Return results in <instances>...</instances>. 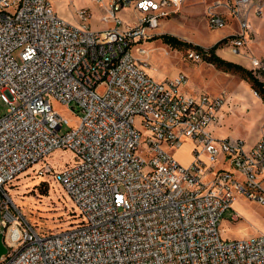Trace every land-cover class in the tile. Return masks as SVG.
<instances>
[{
  "label": "built area",
  "instance_id": "2783aa9c",
  "mask_svg": "<svg viewBox=\"0 0 264 264\" xmlns=\"http://www.w3.org/2000/svg\"><path fill=\"white\" fill-rule=\"evenodd\" d=\"M252 1L206 11L212 30L236 19L239 32L225 42L235 55L252 34ZM94 2L105 4L106 30L90 28L89 8L74 26L52 0H0V264H264V233L229 240L221 231L238 197L264 205V124L250 146L218 139L227 92L187 94L185 74L158 82L147 73L144 45L182 0ZM125 10L132 23L119 16ZM54 102L71 106L75 124ZM187 141L192 160L183 165L171 152ZM58 149L75 162L55 170L46 160ZM38 162L37 175H52L73 199L77 225L43 234L17 209L9 187Z\"/></svg>",
  "mask_w": 264,
  "mask_h": 264
},
{
  "label": "rangeland",
  "instance_id": "374dc122",
  "mask_svg": "<svg viewBox=\"0 0 264 264\" xmlns=\"http://www.w3.org/2000/svg\"><path fill=\"white\" fill-rule=\"evenodd\" d=\"M213 1L184 0L177 15L163 20L154 36L145 43L147 55L139 59L146 63L147 73L158 82L180 73L185 74L188 77V83L182 88L183 92L192 95L217 96L226 91L228 97L220 112L222 122L215 129L214 136L223 140L230 139V142L241 139L250 146L256 141L257 134L260 133L264 124V104L256 91L243 77L217 71L209 67V63L202 59L196 61L189 58L187 49H173L158 38L168 34L204 49L211 48V44L218 39L216 37L221 32L235 31L228 26L219 30L209 28L206 11ZM259 4L262 5V14L259 18H251L252 31H255L253 24L256 22L257 24L260 22L262 26L259 27L258 32H254L252 39L249 38L247 47L241 49L240 55L245 56V59L238 58L237 63L253 70L257 77L264 81V66L261 68L252 66V58L264 62V0H261ZM52 6L61 19L74 26H79L81 23L77 16L78 10L89 8L92 13L87 22L90 28L94 31L109 28V24L103 21V18L107 17L105 4L99 5L94 0H52ZM119 16L126 23H132L135 20L131 10H125ZM219 49L222 50V54H226L225 50L228 48L222 44ZM18 53L17 51L14 54L17 60H19ZM53 105L59 114L75 124L76 119L71 106H64L58 102H54ZM6 109L7 106L0 95V114H4ZM65 130L66 128L62 132ZM191 152V143L187 141L179 150L172 151L171 155L184 165L186 162H191ZM75 160L76 157L72 151L58 149L46 161L57 170L66 164L74 163ZM41 166L42 163L38 162L28 170L22 171L19 178L9 187V193L17 209L43 234L58 232L77 225L80 218L78 214H73L76 211L73 199L52 175L46 177L37 175V170ZM234 211L240 215L238 221L231 219ZM221 228L223 238L229 240L264 233V205L246 197H240L233 209L224 213Z\"/></svg>",
  "mask_w": 264,
  "mask_h": 264
},
{
  "label": "trees",
  "instance_id": "16d2710c",
  "mask_svg": "<svg viewBox=\"0 0 264 264\" xmlns=\"http://www.w3.org/2000/svg\"><path fill=\"white\" fill-rule=\"evenodd\" d=\"M158 38L173 49H187V54L190 52V50L196 51L204 62L212 64L219 71L243 77L250 84L252 89L256 91L264 104V81L260 80L253 70L247 69L238 63L228 61L217 54V50L220 48V46L222 44L225 46L226 39L219 41L209 49H204L201 46L181 41L173 35L164 34ZM75 213L78 214L77 211H75L73 214L75 215ZM78 218H80L81 221L79 214Z\"/></svg>",
  "mask_w": 264,
  "mask_h": 264
},
{
  "label": "crops",
  "instance_id": "0c3cea01",
  "mask_svg": "<svg viewBox=\"0 0 264 264\" xmlns=\"http://www.w3.org/2000/svg\"><path fill=\"white\" fill-rule=\"evenodd\" d=\"M206 1H210V0H205V2ZM216 1H220V0H214L213 2H211V3H214V2H216ZM183 2H184V0H182V5H183ZM261 2V0H253L252 1V5L248 8V10L247 11H249L250 10V12H249V20H250V23H251V25H252V21H251V18H259V16H257L256 15V13H255V10H256V6H257V4H259ZM210 3V4H211ZM264 9V8H263ZM253 14V16H251ZM177 15V14H176ZM175 15V16H176ZM251 16V17H250ZM171 18H173V16L171 17ZM260 19H261V17H260ZM227 20H228V24H227V26L228 27H232L233 29H235V31L233 32H221L220 34H219V36H217L216 38H218L217 40L215 39V41H213V43L211 44V47L212 46H214L216 43H218L219 41H221V40H223V39H226L227 37H230V36H234L235 34H237V32L239 31V27H238V23H237V21H236V19L235 18H233L231 15H227ZM254 25V28H255V31H251L252 32V34H251V38L250 39H252V35L254 34V32H258L259 31V27H261L262 25L260 24V22H259V24H257V22L255 23V24H253ZM253 27V26H252ZM251 30H252V28H251ZM221 49H218L217 50V53H218V55L220 56V57H222V58H224V59H226V60H228V61H232V62H235V63H237L238 62V58H240V59H245V56H241L240 54H238V55H235V54H233L229 49H227V50H225L226 52V54H222L221 53ZM264 58V57H263ZM263 62V61H262ZM208 65H210L209 67H212V68H214V69H216L212 64H208ZM217 70V69H216ZM217 71H219V70H217ZM224 92H226V91H224ZM185 93H187V94H191V93H188V92H185ZM259 137H260V133H258L257 134V139H256V141L259 139ZM255 141V142H256ZM255 142H253V144L255 143ZM187 143V142H186ZM185 143V144H186ZM184 144V145H185ZM252 145V144H251ZM190 162H186V163H184V165H187V164H189ZM239 198L240 197H238L236 200H235V202H234V205H235V203L239 200ZM239 215V214H238ZM240 216V215H239ZM221 231H222V228H221Z\"/></svg>",
  "mask_w": 264,
  "mask_h": 264
},
{
  "label": "water",
  "instance_id": "95a60500",
  "mask_svg": "<svg viewBox=\"0 0 264 264\" xmlns=\"http://www.w3.org/2000/svg\"><path fill=\"white\" fill-rule=\"evenodd\" d=\"M7 253V248L3 241V234H0V259Z\"/></svg>",
  "mask_w": 264,
  "mask_h": 264
},
{
  "label": "bare ground",
  "instance_id": "6f19581e",
  "mask_svg": "<svg viewBox=\"0 0 264 264\" xmlns=\"http://www.w3.org/2000/svg\"><path fill=\"white\" fill-rule=\"evenodd\" d=\"M146 55H147V53H146Z\"/></svg>",
  "mask_w": 264,
  "mask_h": 264
}]
</instances>
